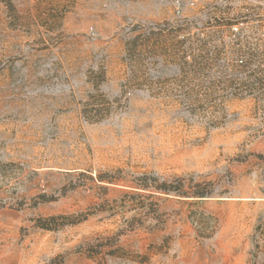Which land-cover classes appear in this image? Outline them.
<instances>
[{
    "label": "rangeland",
    "instance_id": "1",
    "mask_svg": "<svg viewBox=\"0 0 264 264\" xmlns=\"http://www.w3.org/2000/svg\"><path fill=\"white\" fill-rule=\"evenodd\" d=\"M263 32L264 0H0V264H264Z\"/></svg>",
    "mask_w": 264,
    "mask_h": 264
},
{
    "label": "built area",
    "instance_id": "2",
    "mask_svg": "<svg viewBox=\"0 0 264 264\" xmlns=\"http://www.w3.org/2000/svg\"><path fill=\"white\" fill-rule=\"evenodd\" d=\"M239 26H240V24L231 25L230 29L233 32V34L239 33ZM260 40L264 42V32L260 34Z\"/></svg>",
    "mask_w": 264,
    "mask_h": 264
},
{
    "label": "trees",
    "instance_id": "3",
    "mask_svg": "<svg viewBox=\"0 0 264 264\" xmlns=\"http://www.w3.org/2000/svg\"><path fill=\"white\" fill-rule=\"evenodd\" d=\"M48 264H55V262L52 260V261H50Z\"/></svg>",
    "mask_w": 264,
    "mask_h": 264
}]
</instances>
